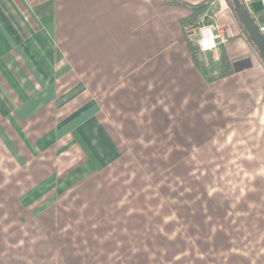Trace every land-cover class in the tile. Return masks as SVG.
I'll list each match as a JSON object with an SVG mask.
<instances>
[{
	"label": "crops",
	"instance_id": "obj_1",
	"mask_svg": "<svg viewBox=\"0 0 264 264\" xmlns=\"http://www.w3.org/2000/svg\"><path fill=\"white\" fill-rule=\"evenodd\" d=\"M203 1L0 0V264L109 260L97 252L104 237L79 219L99 196L97 176L121 157L120 110L136 115L145 96L177 110L194 165L246 167L252 176L240 175L236 191L264 199V62L230 0H214L213 22L229 38L195 46L198 68L182 20ZM241 1L263 15L264 33V0ZM222 54L233 72L209 79ZM259 225L264 244L263 217Z\"/></svg>",
	"mask_w": 264,
	"mask_h": 264
},
{
	"label": "rangeland",
	"instance_id": "obj_2",
	"mask_svg": "<svg viewBox=\"0 0 264 264\" xmlns=\"http://www.w3.org/2000/svg\"><path fill=\"white\" fill-rule=\"evenodd\" d=\"M137 106L134 116L129 106L120 110L121 157L97 176L99 196L80 215V228L104 237L97 252L109 258L90 264H226L244 252L264 255L254 232L264 199L236 191L252 176L246 167L194 165V142L176 132L177 110L157 97Z\"/></svg>",
	"mask_w": 264,
	"mask_h": 264
},
{
	"label": "trees",
	"instance_id": "obj_3",
	"mask_svg": "<svg viewBox=\"0 0 264 264\" xmlns=\"http://www.w3.org/2000/svg\"><path fill=\"white\" fill-rule=\"evenodd\" d=\"M215 6H216V2L214 0H205L202 3H199L197 5H190V9L192 10V13L182 20L183 26L199 21L205 15V13L206 15L213 16V11L215 9ZM203 19L207 20L205 17H203ZM257 20H256L257 23L263 20V15L261 14L258 15ZM206 22H209V21H206ZM188 44H189V49L191 51V55H192L195 65L198 68H202L201 61L198 59V55H197L198 49L195 47V45L191 44L190 42ZM232 72H233V69H232L230 60L226 57L225 54H222L220 58L219 71L217 72L215 76L213 75L212 77H209V79L222 77Z\"/></svg>",
	"mask_w": 264,
	"mask_h": 264
},
{
	"label": "water",
	"instance_id": "obj_4",
	"mask_svg": "<svg viewBox=\"0 0 264 264\" xmlns=\"http://www.w3.org/2000/svg\"><path fill=\"white\" fill-rule=\"evenodd\" d=\"M230 2L238 23L242 26L248 39L257 49L260 58L264 62V33L260 30L256 18L249 13L246 5L241 0H230Z\"/></svg>",
	"mask_w": 264,
	"mask_h": 264
},
{
	"label": "built area",
	"instance_id": "obj_5",
	"mask_svg": "<svg viewBox=\"0 0 264 264\" xmlns=\"http://www.w3.org/2000/svg\"><path fill=\"white\" fill-rule=\"evenodd\" d=\"M203 17H205L207 20H204ZM203 17L195 23L184 26V33L187 39L190 41L191 44L195 45L201 52H205L200 45V41L204 38L202 32L203 29L209 30L212 33V35L215 36L214 48H216L221 44H224L229 38L226 31L221 26L213 22V16L206 15L205 13ZM214 48L210 47L208 50Z\"/></svg>",
	"mask_w": 264,
	"mask_h": 264
},
{
	"label": "clouds",
	"instance_id": "obj_6",
	"mask_svg": "<svg viewBox=\"0 0 264 264\" xmlns=\"http://www.w3.org/2000/svg\"><path fill=\"white\" fill-rule=\"evenodd\" d=\"M203 39L200 41V45L203 48L204 51H208L210 47H215V36L212 35V33L207 30L203 29Z\"/></svg>",
	"mask_w": 264,
	"mask_h": 264
}]
</instances>
